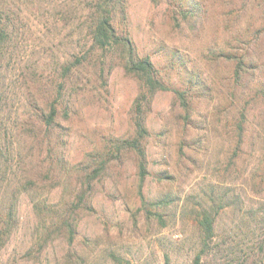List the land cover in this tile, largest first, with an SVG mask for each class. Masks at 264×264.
<instances>
[{"label": "rangeland", "instance_id": "rangeland-1", "mask_svg": "<svg viewBox=\"0 0 264 264\" xmlns=\"http://www.w3.org/2000/svg\"><path fill=\"white\" fill-rule=\"evenodd\" d=\"M25 1L27 58L10 62L9 79L18 86L24 74L31 80L28 96L9 102L19 113L16 148L31 162H15L7 186L5 196L17 193L18 223L0 264H194L198 253L197 264H250L256 255L264 264L255 225L241 219L242 208L264 203L250 189L264 152V0L117 3L118 33L169 86L144 108L143 201L137 156L126 142L144 88L125 70V51L91 48L78 0ZM186 6L197 10L195 19L183 18ZM86 53L98 60L62 79L63 65ZM241 59L246 67L236 79ZM54 101L58 125L39 129L37 108ZM233 192L242 206L231 203ZM203 209L218 212L211 238L198 222ZM67 217L71 230L61 223ZM230 226L231 236L224 235Z\"/></svg>", "mask_w": 264, "mask_h": 264}, {"label": "trees", "instance_id": "trees-1", "mask_svg": "<svg viewBox=\"0 0 264 264\" xmlns=\"http://www.w3.org/2000/svg\"><path fill=\"white\" fill-rule=\"evenodd\" d=\"M39 3H44L46 0H37ZM55 3L59 0H47ZM76 4L81 5V17L87 21L90 46L91 48L100 49L107 51L111 48H121L125 51L123 60V66L127 72L134 74L143 85V90L140 92L133 105V119L135 134L129 138L126 145L129 149H132L137 156V168L139 176V184L137 193L141 200H144L143 192L141 190L143 181L148 174L147 171V160L145 149L141 143L143 137L147 134V128L144 120V108L149 106V102L152 100L154 94L159 90H166L169 88L161 78L159 77L155 67L151 60L147 57L136 56L131 40L127 35L118 33L117 29L112 23L113 13L115 12L116 5L119 0H78ZM154 1V0H153ZM60 5L62 2L60 0ZM23 5H26L25 0H0V250L7 243L8 239L12 235V232L17 226L16 217V195L17 193L13 190L7 191V186L11 180L15 177V162L19 161L22 166L28 165L31 162L29 155L24 153V150L19 151L16 148L17 145V120L19 119V113L17 110L12 109L11 103L12 95L28 96V78L26 74L22 76L23 82L18 86L16 85L9 76L11 75L10 62L19 64L21 61H25L27 58V49L23 44L25 40L24 30H21L20 22L23 21L25 9ZM23 7V8H22ZM78 9V7H76ZM185 20H193L197 17L198 12L191 6H186L182 12ZM89 53L82 57L77 56L75 60H69L63 67L67 72L65 76L60 75L62 79L69 77L71 71L85 67L84 65L98 60V55L95 53ZM13 64V65H14ZM246 65L241 59L233 71V76L241 78L242 73ZM104 68H100L98 75L102 78ZM13 76V75H12ZM264 96V86L259 90ZM178 98L183 108H187L190 101L184 97L178 90ZM65 96V93L63 94ZM48 106V107H47ZM47 109V110H46ZM68 109H64L66 114ZM59 112V106L54 102L49 105L40 106L37 108V121L39 129L48 130L54 128L57 124L56 117ZM24 116V115H23ZM241 129V127H240ZM264 150V147H263ZM27 158L28 162L24 160ZM258 164L255 167L250 177L251 180V193L255 196L262 197L264 195V152L258 158ZM17 162V163H19ZM102 165V164H101ZM102 166H100L93 173L91 178L95 177L96 172L98 173ZM26 182L32 181V178H26ZM229 196L226 194V197ZM264 197V196H263ZM233 204L242 206L241 195L238 192L232 193L230 197ZM263 199V198H262ZM260 199V200H262ZM259 200V201H260ZM257 202L255 207H250L246 210L241 209V219L248 222H252L255 225V230L258 231L257 235L258 243H256L260 253H264V226L257 228V223H264V203ZM249 213V214H248ZM218 214L217 210L212 211L210 209H203L198 222L201 231L205 234L206 238H211L214 234V222L215 216ZM62 225H65L68 230L72 229V222L69 217L62 220ZM231 226L229 230L225 231L226 236H231ZM256 233V232H255ZM257 234V233H256ZM200 251H203L201 248ZM203 254L198 253L194 257V264H197ZM257 256V257H256ZM254 257L253 262L250 264H258L256 262H263L259 255Z\"/></svg>", "mask_w": 264, "mask_h": 264}]
</instances>
